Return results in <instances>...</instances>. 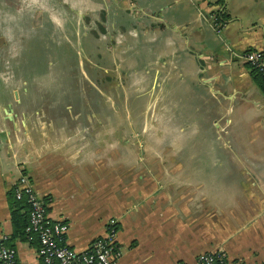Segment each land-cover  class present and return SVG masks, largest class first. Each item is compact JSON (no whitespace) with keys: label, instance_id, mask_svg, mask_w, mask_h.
I'll return each instance as SVG.
<instances>
[{"label":"crops","instance_id":"obj_1","mask_svg":"<svg viewBox=\"0 0 264 264\" xmlns=\"http://www.w3.org/2000/svg\"><path fill=\"white\" fill-rule=\"evenodd\" d=\"M0 7L56 29L41 63L0 75V236L17 264H42L37 245L12 238L9 194L23 174L73 250L113 220L117 264H197L217 251L264 264V85L241 58L264 56V0Z\"/></svg>","mask_w":264,"mask_h":264},{"label":"built area","instance_id":"obj_2","mask_svg":"<svg viewBox=\"0 0 264 264\" xmlns=\"http://www.w3.org/2000/svg\"><path fill=\"white\" fill-rule=\"evenodd\" d=\"M210 25L219 32L224 22L212 17ZM242 60L259 76L264 85V56L260 51H248ZM13 197L28 207V224L25 232L38 242L37 255L42 264H117L121 257V247L117 243V227L113 220L107 222L105 234L95 239L84 251H76L65 244L67 226L52 220L46 205L35 193L29 178L20 175L12 186ZM9 238L0 236V264H17V252L9 245ZM197 264H237L227 260L222 251L199 254Z\"/></svg>","mask_w":264,"mask_h":264},{"label":"rangeland","instance_id":"obj_3","mask_svg":"<svg viewBox=\"0 0 264 264\" xmlns=\"http://www.w3.org/2000/svg\"><path fill=\"white\" fill-rule=\"evenodd\" d=\"M12 7L11 14L24 9V5L21 4ZM0 10H2L1 7ZM13 16L0 18V75L2 77L6 76V71L17 75L19 67L28 68L31 64L41 63V59L47 57L51 48L57 49L54 45L56 29L50 27L49 21L42 25L40 20L28 18L20 23ZM39 25L44 28L40 37L37 36L39 31L36 29ZM52 35H54L53 38ZM112 89L115 90L112 87L110 92L115 93Z\"/></svg>","mask_w":264,"mask_h":264},{"label":"trees","instance_id":"obj_4","mask_svg":"<svg viewBox=\"0 0 264 264\" xmlns=\"http://www.w3.org/2000/svg\"><path fill=\"white\" fill-rule=\"evenodd\" d=\"M218 18L225 20V16L219 15ZM262 82V81H261ZM264 89V88H263ZM11 223H12V238H20L28 241L31 245H37L38 242L34 236L26 234L25 229L28 224V207L24 202H18L14 199L13 193L9 194Z\"/></svg>","mask_w":264,"mask_h":264}]
</instances>
